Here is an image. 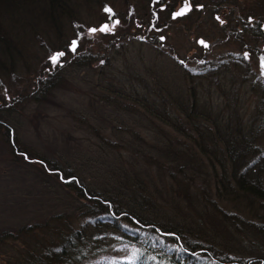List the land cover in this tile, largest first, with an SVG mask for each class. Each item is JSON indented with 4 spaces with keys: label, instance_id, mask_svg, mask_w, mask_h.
Segmentation results:
<instances>
[{
    "label": "rangeland",
    "instance_id": "rangeland-1",
    "mask_svg": "<svg viewBox=\"0 0 264 264\" xmlns=\"http://www.w3.org/2000/svg\"><path fill=\"white\" fill-rule=\"evenodd\" d=\"M222 1V21L209 6L163 28V44L140 40L154 32L151 0L0 8V264L22 263L64 226L92 231L87 207L133 179L151 217L188 226L186 242L264 254V0ZM252 151L263 156L245 169Z\"/></svg>",
    "mask_w": 264,
    "mask_h": 264
},
{
    "label": "trees",
    "instance_id": "trees-1",
    "mask_svg": "<svg viewBox=\"0 0 264 264\" xmlns=\"http://www.w3.org/2000/svg\"><path fill=\"white\" fill-rule=\"evenodd\" d=\"M7 1L10 2L0 0L1 9L7 6ZM89 61L88 58L87 62ZM73 64L77 65L75 62ZM49 87L51 86H45L46 89ZM250 153L248 155L252 156L251 158L244 160L243 157H239V160L235 161L241 163L243 159L245 169L248 165L259 163L263 155L254 152V156ZM54 172L63 178L61 170ZM231 174L243 189H250L248 182L245 183L246 179L241 178L243 174L238 175L239 177L235 176V172ZM136 180L133 179L126 189L103 192L106 197L99 198V195H96L92 198L91 195L89 199L98 198L83 214L88 215L89 220L94 222L91 226L98 229L92 228V231L86 232L85 227L88 223L85 221L71 229L64 226L63 230L59 229L56 233V237L48 239L47 242L42 243V238L37 236L40 246L27 250L33 255L19 264H78L98 254H102L103 258H94L90 264H249V262L264 264V254L243 257L219 249L214 242L208 241L209 246L197 244L198 242H186L182 233L188 232L187 225L163 224L158 221L160 219L158 214L150 216L152 215L149 212L150 207L136 190L143 188L145 184L141 180ZM70 185H74V182ZM78 193L83 196L81 192ZM84 194L87 196L85 192ZM239 222L242 223L241 221L235 223L240 225ZM112 238L115 240L112 242L108 240ZM120 253L125 255L120 256Z\"/></svg>",
    "mask_w": 264,
    "mask_h": 264
},
{
    "label": "flooded vegetation",
    "instance_id": "flooded-vegetation-1",
    "mask_svg": "<svg viewBox=\"0 0 264 264\" xmlns=\"http://www.w3.org/2000/svg\"><path fill=\"white\" fill-rule=\"evenodd\" d=\"M212 1H213L212 4L208 5L206 3V0H151L153 18H151V21L149 22L147 29L150 28V30H153L154 32H152V36H147V37L143 36L142 38H140V40H148L150 43L163 44L165 40V36L163 34H158L162 31L163 28H167L172 23H180L182 19L187 20L188 17H192V15L194 14L197 15L201 12L207 13L208 7L212 5H214L213 6L214 8H209V10L212 11L211 13L213 14V17L215 18V20H218V19L220 20L219 18L220 11L230 12V8H229L230 3H225L222 0H212ZM185 5L189 7V10L184 15L174 17L173 14L176 12H179L183 7H185ZM158 11L162 13L161 17H159V15L157 14ZM235 18L236 17H233L231 21ZM248 20L252 22L253 19L251 18V16H249ZM238 22L239 20L237 19L231 24L235 26V25H238ZM105 23L108 24L106 21ZM92 29L96 30L97 28H92ZM230 31L233 32L232 27H230ZM259 34L260 36L262 35L264 37V22L260 23ZM199 39H202L203 43L199 44L198 42ZM196 42L198 45H201L203 49H207L209 46L208 40L204 39L202 36L198 37ZM76 48H77V45L75 43V48H73L72 52H75ZM62 52L65 55L67 54V50L63 49ZM245 53H247V56H248L249 51L244 50L243 52L244 56L242 55L243 58L246 57ZM64 54L63 56H65Z\"/></svg>",
    "mask_w": 264,
    "mask_h": 264
},
{
    "label": "snow or ice",
    "instance_id": "snow-or-ice-1",
    "mask_svg": "<svg viewBox=\"0 0 264 264\" xmlns=\"http://www.w3.org/2000/svg\"><path fill=\"white\" fill-rule=\"evenodd\" d=\"M188 10H189V7L187 5H185V7H183L179 12H176L173 15H174V17L184 15ZM105 11H111V10L106 8ZM117 23H118V21H117ZM107 29H108V26L104 25V26H102V28L100 30L104 31ZM90 31H95V29H90ZM75 43L76 42L73 41V48H75ZM201 43H203V41H201ZM62 55H63V53H56V54L52 55L50 57V59L53 61V63H56L59 60L60 56H62ZM245 56L247 57V53H245ZM262 63H264V58H262Z\"/></svg>",
    "mask_w": 264,
    "mask_h": 264
},
{
    "label": "water",
    "instance_id": "water-1",
    "mask_svg": "<svg viewBox=\"0 0 264 264\" xmlns=\"http://www.w3.org/2000/svg\"><path fill=\"white\" fill-rule=\"evenodd\" d=\"M104 25H105V23H103V24L99 27V29H101L102 26H104ZM201 41H202V39H199V40H198L199 44L201 43Z\"/></svg>",
    "mask_w": 264,
    "mask_h": 264
}]
</instances>
